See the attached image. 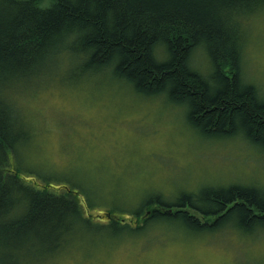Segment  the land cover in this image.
<instances>
[{"label": "trees", "instance_id": "1", "mask_svg": "<svg viewBox=\"0 0 264 264\" xmlns=\"http://www.w3.org/2000/svg\"><path fill=\"white\" fill-rule=\"evenodd\" d=\"M262 11L264 0H0V264H57L79 227L264 239V187L243 182L94 211L80 186L25 165L35 145L19 103L45 77L106 75L182 108L205 139H242L264 155V98L243 68Z\"/></svg>", "mask_w": 264, "mask_h": 264}, {"label": "rangeland", "instance_id": "2", "mask_svg": "<svg viewBox=\"0 0 264 264\" xmlns=\"http://www.w3.org/2000/svg\"><path fill=\"white\" fill-rule=\"evenodd\" d=\"M250 37L243 68L264 98V11L252 18ZM30 84L19 93L35 145L25 165L80 186L94 211L133 208L158 192L172 201L233 182L264 187L263 154L242 139H205L163 98H145L106 75ZM203 235L164 225L137 234L79 227L57 264H264V239L232 230Z\"/></svg>", "mask_w": 264, "mask_h": 264}]
</instances>
